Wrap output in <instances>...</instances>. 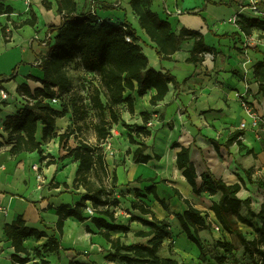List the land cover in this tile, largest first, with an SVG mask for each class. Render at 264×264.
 <instances>
[{
    "label": "trees",
    "instance_id": "trees-1",
    "mask_svg": "<svg viewBox=\"0 0 264 264\" xmlns=\"http://www.w3.org/2000/svg\"><path fill=\"white\" fill-rule=\"evenodd\" d=\"M8 1L0 0V16L6 15L8 21L13 22L11 15L15 10L11 4H7ZM55 1L58 4L57 12L62 19L58 25H52L49 28L53 37L48 43V53L41 56L42 64L39 66L43 72V78L30 76L31 79L39 81L41 85L32 88L28 83H22L18 86V92L32 101L18 105L17 112L8 115L3 125L7 134L6 143L11 145L10 151L13 155L22 152H36L41 156V162L45 161L46 166L56 164L66 158H73L78 162L72 186L67 183L63 185L66 188L83 189L84 192L82 199L73 207L62 204L55 208L58 215L55 230L59 236L49 235L44 230L29 226L22 215L5 224V234L15 250L12 255L13 264H50L44 256L47 253L60 252L62 248L60 237L64 232L65 220L69 216H74L82 222L91 219L95 223L100 229V234L110 243L106 255L107 260L120 261L124 264H182L175 257H165L160 254L164 241L172 237V223L166 219H160L145 200L148 195L153 196L166 211L171 212L169 201L158 192L159 183H169L166 178L157 181V177L142 179L139 177L136 180L150 183L145 188V192L136 189V199L131 202V208L140 214L133 215L132 218L150 227L149 230L137 231L136 235L148 237V241L128 244L123 242L121 237L112 236V231L127 232L129 227L118 223L115 211L111 209L118 206L121 201L116 196L119 176L117 169H111L104 148V143L112 136L114 125L122 124L128 131L129 142L136 147L128 151L132 155L133 162L148 164L152 160L161 161V155L154 151L146 139H138L142 134L145 137L151 135V131L146 126L151 119L150 113L146 111L141 113L145 124L140 125L125 121L120 108L126 104L127 110L134 115L136 95L143 97L153 89L156 92L152 95L150 104L157 106L169 93L170 85L178 86L179 81L172 71L158 70L150 65V60L140 44L141 36L127 20L117 23L101 19L92 11L80 12L76 0ZM42 3L47 10L53 7L51 0H43ZM130 3L134 12L139 16L141 27L157 45V54L162 59L172 60L173 55L181 50L182 44L188 40H195L191 55L187 59L189 63L198 67L204 64L206 54L217 56L218 52L206 43L201 32L187 28H182L179 33L173 31L171 23L152 10V0H131ZM36 23L37 15L33 11L31 18L15 24V27L34 26ZM238 23L247 36L252 34L254 27L264 31V17L242 16ZM2 33L5 37L8 36L6 26L2 27ZM127 36L132 38V42L127 41ZM260 36L264 38V34ZM78 57L85 70L98 73L101 77V85L96 86L89 97L99 118L95 124L96 143L77 137L76 131L69 130L61 134L57 132V119L68 114L69 106L63 105L62 108H57L52 99L71 91L72 78L68 67ZM254 75L259 83L260 91L264 93V61L254 64ZM73 107H77L75 103ZM40 124L43 125L42 140L37 138ZM245 134V128H237L224 143L214 138H208V140L217 152L221 151L222 147L229 150L231 146L237 144L241 152L246 150L247 155L258 158L255 150L243 141ZM72 137L77 139V144L75 146L66 145ZM54 138H59L61 150H66V154L58 158L52 154L49 157L46 156L43 147L44 143H49ZM173 148H178L176 166L193 192L200 195L204 190L211 196H219L210 207L218 221L219 229L223 230L224 234L228 233L236 238L255 264H264V203L259 211H255L252 208L251 198L239 196V193L246 187V180L241 177L239 182L230 184L223 178L217 177L208 168L201 173V184H199V175L192 159L191 146L175 142ZM245 174L251 184H257L264 190V176L255 179L254 166L245 169ZM172 188L175 195L188 205V209L176 213L175 216L187 238L195 243L201 252L198 264H214L201 260V257L205 256V248L199 231L211 229L209 212L197 208L178 187L172 186ZM88 203L93 207L94 215L86 214L85 209ZM243 206L248 208L254 219L261 222L256 228L259 236L253 239L248 238L240 225H251L252 222L243 215ZM147 215L151 216L152 220L142 217ZM87 230L91 232L90 227H87ZM29 236L48 237L43 248L36 250L35 254L40 257V260L32 259V252L24 244ZM216 247L231 255L237 249V245L228 239H217ZM170 252L172 253L171 247ZM20 254H25V256ZM257 255L261 258L260 263L257 261ZM216 260L220 264L225 263L226 254H219ZM70 264L83 263L71 261Z\"/></svg>",
    "mask_w": 264,
    "mask_h": 264
},
{
    "label": "crops",
    "instance_id": "crops-1",
    "mask_svg": "<svg viewBox=\"0 0 264 264\" xmlns=\"http://www.w3.org/2000/svg\"><path fill=\"white\" fill-rule=\"evenodd\" d=\"M42 1L9 0L7 2V4H11L14 7L15 11L11 15L13 22L9 21L8 25H5L8 33L7 37L3 35L2 26H0V78L2 79L1 84L4 88H6L5 82L15 78L18 81L16 84L17 90L18 86L22 83H28L32 88L41 85L39 81L31 79L30 76L43 78V72L42 74L40 71L36 73L31 69L23 75L20 74L19 66L23 57L27 58L28 62L34 63L36 58L48 53V43L53 37L49 28L61 22V15L57 12V2L51 0L53 7L47 10ZM76 2L80 12H87L92 6V10L101 19H108L117 23H123L126 20L130 22L141 36L142 40L140 44L150 60V65L158 70H170L177 77L179 85L175 86L171 84L170 91L164 101L157 105V107L163 108L165 114L163 122L165 123H168V121L175 117L178 105L188 107V121L192 124L190 130L195 139L192 137L191 140H187L188 142H182L181 140H177L176 142L190 146L191 142L196 140L197 145L204 150L203 145L206 141H209L208 138H214L224 143L228 136L239 128L236 125L238 122L246 119L252 120L246 110L242 108L241 99L237 96V93H240V95L246 94V98L249 101L257 104L261 100L259 98H264V93L260 91L259 83L254 75V64L258 61H264V38L260 36L264 34V31L254 27L252 34L247 36L241 30L238 22L242 16L247 18L260 17L256 13L255 7L259 8V12H264V0L254 2L251 0H152V10L158 13L162 19H167L171 23L173 31L179 33L182 28L199 31L204 35L206 43L216 49L218 52L217 56L206 54L204 64L198 67L187 61L191 55L195 40L185 41L182 44L181 50L173 55L172 60L162 59L157 54V45L141 27L139 16L131 6V0H76ZM168 10L171 11L170 14H167ZM178 10H181L182 13H177ZM33 11L37 15V23L34 26L15 27V24L31 18ZM155 92L156 90L153 89L143 97L136 95L135 114L132 115L128 111L129 115L135 116L144 111L150 113L145 104H142L141 111L138 112V100L139 98H144L146 99V103H150V99ZM17 106L16 99L15 101H10V99L1 101L0 97V164L4 166L0 171V205L5 206L8 211L6 216L0 214V264H13L12 255L15 253L12 242L5 234L4 227L7 222H11L19 215H22L29 226L44 230L49 235L56 234V236H59L55 230L58 220L55 208L62 204L73 207L82 199L84 192L83 189L66 188L63 185V183H67L72 186L76 176L78 162L74 161L73 158H66L58 161L56 164L50 165L54 168V175L50 180L45 172L46 184L41 189L37 188L36 178L28 185L22 184L21 174L18 171L20 168L16 164L21 161L24 166L28 167L29 163L37 162L38 154L36 152H22L13 155L10 151L11 145L6 143L7 134L4 131L3 121L8 115L17 112ZM259 107L262 108L261 105ZM228 114L232 115V119L239 121L233 123L222 121L221 119ZM221 116L223 117L221 118ZM230 125L234 126L227 131L225 141L220 140L221 134L223 131L225 132V130H222L224 129L222 127ZM42 131L43 125L40 124L37 131L38 140H42ZM57 132L59 134L62 133L58 130ZM247 133L248 131L246 130V138H248ZM165 140L168 142L167 138ZM243 141L247 140L243 139ZM50 144H52L54 149V152L51 153L55 157L66 154L60 148L59 138H54L51 142L44 143L43 147L46 148ZM165 145L164 141V145L160 144V146H157L158 149L156 148L157 150H155L162 158V152H166ZM250 148L255 150L258 159H254L253 155H247L246 150L241 152L237 144L231 146L229 150L222 147L221 152L226 149L228 154L230 152L234 154L233 164H230V169L225 171L226 174L223 171H211L217 177L223 178L230 184L239 182L241 177L245 179V169L252 166L259 169V172H263L264 146L261 143V139L256 140ZM169 149L174 161L173 167L177 172L169 175L168 179L166 170L157 166L162 162V159L161 161L152 160L147 165L154 166L155 171L153 170L149 175H141V177H157V181H160L162 178L169 180V183L158 184V192L169 201L170 205L172 202L181 203L179 209L175 213L173 212L174 215L184 212L188 209V205L184 201H180L175 195L172 186L178 187L184 196L189 198L197 208L209 212V221L212 225L218 226L214 213L197 203V197L202 194L212 197V205L213 201L217 200L219 196H211L204 190L200 195H196L182 172L176 166L178 148H173V145H171ZM192 152L191 148V154ZM246 160L250 161L251 165L246 166L243 162ZM193 161L195 166L199 168L198 163L195 162L196 160ZM70 166L72 167L71 174L68 176L62 174ZM134 168L131 167L128 173L125 170L122 173L117 171L119 187L117 188L116 196L121 201L118 206L111 208L115 211L118 223L129 227L127 232L112 231L111 234L113 237H121L123 242L128 244L147 242L148 237L137 236L136 232L150 229L149 226L143 224L141 221L132 218L133 215H140L138 211L131 208V202L136 199L134 196L136 189H141V187L146 188L150 185L149 182H143V186H140L141 183L136 181L140 176L133 172L130 173ZM206 170L202 169L201 173ZM58 183L60 185L56 186L55 184ZM123 183L130 185L126 187ZM199 184H201V175H199ZM252 186L262 192L259 200L255 201L251 196L243 194L244 189L239 193V196L251 198L253 210L259 211L264 203V190L257 184H253ZM131 187H133L134 191L131 190ZM126 189H129V191H126ZM133 192H135L134 195ZM122 194H126V197H122ZM150 197L148 195L145 200L151 205L155 214L160 219H166L172 223V237L164 241L160 254L165 257L179 259L176 247L174 254V247H172V253L170 252V247H168L169 251L167 253L164 251L169 243L177 241V235H183L188 245L193 246L196 252V256L194 257L200 256L201 252L199 248L187 238L177 218L173 220L171 217L172 212L166 211L153 196L155 202H152ZM242 213L248 219L257 222V225L261 224V222L259 223L257 219H254L250 215L246 206L242 207ZM142 217L152 220L151 216L148 215ZM240 225L243 228L242 224ZM87 227H90L91 232L87 230ZM176 227L177 231H175ZM205 232L210 233V229L200 230L199 235L204 243H208L209 240L203 236ZM224 235L229 240L230 234L225 233ZM47 241L48 237L46 236L41 238L29 236L25 239L24 244L32 252V259L40 260V257H37L35 254L36 250L42 249ZM60 241L62 246L60 252L47 253L44 256L50 264H70L71 261L83 264H124L120 261L107 260L106 255L107 250L110 248V243L100 234V229L91 219L82 222L74 216H69L65 220L64 232L60 237ZM212 241H214L213 238ZM20 255L25 256V254Z\"/></svg>",
    "mask_w": 264,
    "mask_h": 264
},
{
    "label": "rangeland",
    "instance_id": "rangeland-1",
    "mask_svg": "<svg viewBox=\"0 0 264 264\" xmlns=\"http://www.w3.org/2000/svg\"><path fill=\"white\" fill-rule=\"evenodd\" d=\"M20 7V5H18ZM96 10V8H94ZM89 11H92V6L90 7ZM263 17V16H262ZM8 19L6 15H1L0 16V26H5L8 25ZM47 46V45H46ZM248 47V46H247ZM79 57L76 58L74 62L69 64L68 70L69 74L72 78V89L68 93H64L58 96V101L55 102L54 106L57 108H62L63 105L69 106V112L65 116L68 119V124L66 127H64L61 130L62 133L66 131H76L75 135L79 138H83L85 140H88L91 143H96L97 142V135L95 131V124L99 121V118L97 116V111L93 107L92 103L90 102V98L93 92V89L96 86L101 85V77L100 74L98 73H93L85 70L81 63H80ZM20 74H25L29 70L33 69L36 73H39V71L42 74V70L40 69L39 66L35 65L33 62H28L27 58L23 57L21 62H20ZM18 81L15 79H12L11 81L5 82V89L9 92L11 95L10 101H15V99L19 96L20 94L18 90L16 89V84ZM128 94V93H127ZM258 94V93H257ZM241 99V105L244 110H246L245 106L243 105V102H246V104L249 106L252 111L258 115V117L262 120L258 126H253L251 121L249 119L246 120H235L232 119L231 114H228L226 117H223L221 119L224 122H238L236 125L241 128L242 123H246L245 130L248 131L247 137L249 141H245L249 146H253L254 142L256 140L261 139V143L264 146V98H259L261 100L258 101L257 103L251 102L246 98V94H243L242 97L237 95ZM256 96V95H255ZM137 99V98H136ZM257 99V98H256ZM73 103L76 104V108L73 107ZM142 104H145L147 110H150V115L151 119L149 122L146 124V126L149 128L151 131V135L145 137L143 134L141 135L139 140L146 139L148 144L153 147L154 151L157 150V146H160L161 140L165 141V151L163 153V158L162 162L157 165L161 167V169L166 170L167 178L169 179V175H172L173 173L177 172L174 167H173V158L170 152L169 147L173 145L177 140H181L182 142H188L187 140H191L192 137L194 136L193 133L190 130V127L192 124L188 121L189 117L187 116L188 110L186 106H181L178 105V108L175 113V119H171L168 121V123L163 122V119L165 118V114L163 112V108H159L157 106H152L150 103H146V99L142 102ZM141 104V106H142ZM3 106V104L1 103ZM259 105L262 106L263 110ZM121 113L123 116V119L127 121L128 123H138L140 125H144V121L142 119L141 114H136L135 116H130L127 110V105L121 106ZM262 110V111H261ZM141 111V107L138 108V112ZM82 119V120H80ZM259 119V120H260ZM168 125V126H167ZM80 126V127H79ZM214 126V125H212ZM234 125L230 126H224L222 130L223 133L221 134L220 140L225 141L227 135V131L232 129ZM225 136L224 138H222ZM128 137V131L127 129L122 125H114L113 130H112V136L104 143V148L105 151L108 155V162L110 164V167L112 170L117 169L118 172L122 173L123 170H125L127 173L129 172V169L131 167H135L134 169L131 170L130 173H134L140 176L139 179H142L141 175H149L150 173L155 171V167L152 165H147L144 164V166H134L132 162V155L129 154L130 149L136 148L134 145H131L129 142ZM260 137V138H258ZM168 139L167 140L165 139ZM193 139H195L193 137ZM243 139L246 140V135L243 136ZM191 142V141H190ZM77 144V139L72 137L66 145L68 146H75ZM193 152H192V159L196 160L194 158L195 152H198V156L200 160H196L195 162L201 165L203 170H206V168H210L212 171L220 172L223 171L224 174H226L225 171L230 169V164H233L232 160L235 157L232 152L228 154L227 150L224 149L222 152H216L214 146L209 141H206V143L203 145L204 150L200 148L197 145V141L195 140L194 142L192 141L190 144ZM157 148V149H156ZM45 150V155L50 156L52 154L51 152H54L52 144L47 145ZM64 152L66 150H63ZM166 154V155H165ZM59 156V155H58ZM62 156V155H60ZM38 160L36 163L31 162L29 163L28 167L24 166V164L20 161L16 165L18 168H20L18 171L21 174V182L22 184L28 185L31 183L34 178H36V185L38 189H41L46 182H45V172L48 175L49 179L54 175V168L51 166H46L44 162H41V156L38 154ZM58 158V157H57ZM167 158V159H165ZM254 159L255 158L253 156ZM23 161V160H22ZM246 166L251 165L250 161L246 160L243 161ZM34 164H37L39 166V171L43 175V179H37V172L34 169ZM45 166V169H44ZM128 166V167H127ZM243 166V165H242ZM71 169L72 167L70 166L67 168L65 171L62 172V174L68 176L71 174ZM261 176H264V171L259 172V169L255 168V174L254 178H258ZM246 176V175H245ZM30 178V179H28ZM246 181V187L244 188L243 194L247 196H251L253 200L257 201L261 198L262 192L259 191V189L253 188V184H251L247 178L245 177ZM140 186H143L142 182ZM126 187H128L130 184L123 183ZM133 189V187H131ZM180 188H182L180 186ZM129 191V189H126V191ZM142 192H145V188L141 187L139 189ZM126 193V192H124ZM135 192H133V195ZM135 196V195H134ZM123 197V196H122ZM124 197H126V194H124ZM151 201L155 202L153 197L151 196ZM212 197H209L208 195H200L197 197V203H199L203 208L210 209L211 205V199ZM182 201V200H180ZM183 202V201H182ZM181 206V203H176L172 202L171 204V212L175 213ZM171 214V217L173 220H175L176 216ZM243 230L245 231L246 235L248 238H254L258 237L256 232L257 222L252 221L251 225L248 224H242ZM175 231H177V227L175 228ZM203 236H205L209 241L208 243H204V248H205V256L201 257V260H205L207 263H214V264H220L216 260V256L220 255H225L227 257V260L223 264H255L254 261L252 260L251 256L249 254L245 253L244 248L239 244L236 238H233L231 235L228 237L229 241L234 242L237 245V249L233 253V255L226 253L222 249H218L216 247V241L217 239L222 240V239H227L226 235H224L223 230H220L218 226L212 225L210 229V233L205 232L203 233ZM177 241L172 243H169L167 245L166 250L164 251L167 253L169 251L168 247H174L173 254L175 253V247H176V252L179 254V259L181 260L182 264H197L198 260L200 261V256H196V252L193 248V246L188 245L186 242L185 238L182 236L177 235ZM212 238L214 241H212ZM196 245V244H195ZM201 254V253H200ZM257 261L259 263L261 262V258L257 255Z\"/></svg>",
    "mask_w": 264,
    "mask_h": 264
},
{
    "label": "built area",
    "instance_id": "built-area-1",
    "mask_svg": "<svg viewBox=\"0 0 264 264\" xmlns=\"http://www.w3.org/2000/svg\"><path fill=\"white\" fill-rule=\"evenodd\" d=\"M252 2L254 1H259V0H251ZM259 8L258 7H255V11L258 15H260V17H264V12H259L258 10ZM93 13H96L94 10H92ZM171 11L168 10L167 14H170ZM177 13H182L181 10H178ZM127 41L129 42H132V38L130 36H127L126 37ZM34 64L37 65V66H40L42 64V58L41 56L39 58H36L35 61H34ZM1 81L2 79L0 78V97H1V101H7L11 98V95L9 94V92L2 86L1 84ZM19 96L16 98V101L18 103V105L20 104H25V103H28V102H31L32 99H30L29 97H27L26 95H23V94H18ZM237 95H239L240 97H242L243 95H240V93H237ZM58 101V98H54L52 99V102H57ZM243 105L245 106L246 108V112L250 115L251 117V123L253 126H258L259 123L262 121L258 115H256L252 109L249 108V106L246 104V102H243ZM260 119V120H259ZM246 123H242V126L241 128H245L246 127ZM34 169L36 170L37 172V179H43V175L40 173L39 171V166L37 164H34ZM4 166L2 164H0V171L1 169L3 168ZM90 204V203H89ZM86 207L85 209V212L87 215H94L95 214V211L93 209V207L91 205H89ZM0 214L2 215H7L8 214V211H7V208L3 205H0ZM219 228V227H218Z\"/></svg>",
    "mask_w": 264,
    "mask_h": 264
},
{
    "label": "bare ground",
    "instance_id": "bare-ground-1",
    "mask_svg": "<svg viewBox=\"0 0 264 264\" xmlns=\"http://www.w3.org/2000/svg\"><path fill=\"white\" fill-rule=\"evenodd\" d=\"M143 101H144V98H139V100H138V108L141 107V104H142ZM67 124H68L67 117H60V118L57 119V129L58 130H61L62 131V129L67 126ZM40 135H41V133H40ZM246 140L249 141L248 138ZM160 142H161L162 145H164V141L163 140H161ZM194 158L196 160H200L199 159V156H198V152H195ZM165 159H167V158H165ZM137 165L140 166V165H144V164H135L134 163V166H137ZM198 167H199L198 168L199 171L201 172L202 171V166L198 164Z\"/></svg>",
    "mask_w": 264,
    "mask_h": 264
},
{
    "label": "water",
    "instance_id": "water-1",
    "mask_svg": "<svg viewBox=\"0 0 264 264\" xmlns=\"http://www.w3.org/2000/svg\"><path fill=\"white\" fill-rule=\"evenodd\" d=\"M196 169H197V173H198V175H201V172L198 170V168L196 167Z\"/></svg>",
    "mask_w": 264,
    "mask_h": 264
}]
</instances>
